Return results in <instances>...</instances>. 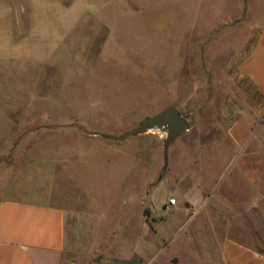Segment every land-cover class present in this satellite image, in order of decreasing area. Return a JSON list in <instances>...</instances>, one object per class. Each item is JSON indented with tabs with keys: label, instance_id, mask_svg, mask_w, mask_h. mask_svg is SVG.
<instances>
[{
	"label": "rangeland",
	"instance_id": "rangeland-1",
	"mask_svg": "<svg viewBox=\"0 0 264 264\" xmlns=\"http://www.w3.org/2000/svg\"><path fill=\"white\" fill-rule=\"evenodd\" d=\"M255 28L264 0H0V200L24 169L56 163L54 201L77 213L92 258L71 252L68 264H93L105 246L139 264L146 242L159 264L197 263L165 206L182 201L180 176L217 179L212 156L228 144L215 119ZM169 108L190 129L165 171L164 130L112 139ZM256 220L245 208V225Z\"/></svg>",
	"mask_w": 264,
	"mask_h": 264
},
{
	"label": "crops",
	"instance_id": "crops-1",
	"mask_svg": "<svg viewBox=\"0 0 264 264\" xmlns=\"http://www.w3.org/2000/svg\"><path fill=\"white\" fill-rule=\"evenodd\" d=\"M240 58L239 86L228 89L215 119L216 126L224 128L228 144L225 153L218 149L212 156L220 167L217 181L206 189L201 177L180 176L183 199L165 206L176 211L172 218L179 215L178 221L169 222L179 223L178 232L187 231L185 239L198 256L195 264H264L263 29L252 30ZM179 155L191 168L205 173L203 162L183 151ZM57 166L24 169L15 187L0 200V264H68L71 252L83 257V263L92 259L77 213L54 201ZM208 203L211 208L205 212ZM245 208L257 219L251 228L249 222L245 225ZM143 225L145 235L152 231L146 221ZM120 255L110 246L101 247L93 264L134 263L120 261ZM135 255L136 263L159 264L147 242ZM168 264L184 263L178 259Z\"/></svg>",
	"mask_w": 264,
	"mask_h": 264
},
{
	"label": "water",
	"instance_id": "water-1",
	"mask_svg": "<svg viewBox=\"0 0 264 264\" xmlns=\"http://www.w3.org/2000/svg\"><path fill=\"white\" fill-rule=\"evenodd\" d=\"M154 128L164 130V132L167 133V137L164 141V158L166 162V168L164 169L165 171L168 166L167 164L171 144L181 134L187 132L190 129V123L177 108H169L156 116L147 117L142 120L139 127L134 128L119 137H113L112 139L123 142L130 137L146 134L149 130ZM104 138L109 139L108 136H104ZM174 262L176 263L177 260Z\"/></svg>",
	"mask_w": 264,
	"mask_h": 264
},
{
	"label": "built area",
	"instance_id": "built-area-1",
	"mask_svg": "<svg viewBox=\"0 0 264 264\" xmlns=\"http://www.w3.org/2000/svg\"><path fill=\"white\" fill-rule=\"evenodd\" d=\"M176 204V200L175 199H172L171 201H170V205H175Z\"/></svg>",
	"mask_w": 264,
	"mask_h": 264
}]
</instances>
